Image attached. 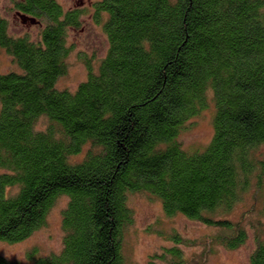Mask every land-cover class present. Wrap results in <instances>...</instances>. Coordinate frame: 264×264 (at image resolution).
<instances>
[{
  "label": "trees",
  "instance_id": "16d2710c",
  "mask_svg": "<svg viewBox=\"0 0 264 264\" xmlns=\"http://www.w3.org/2000/svg\"><path fill=\"white\" fill-rule=\"evenodd\" d=\"M93 6L95 19L104 18L108 48L96 70L84 60L87 77L73 91L56 81L67 69V32L79 26L81 12L56 0H14L22 23L42 26L35 38L10 33L0 13V51L16 66L0 72V241L29 237L66 196L61 250L33 249L26 258L125 264L127 198L142 192L168 215L219 228L215 240L237 248L247 233L223 213L264 174V0ZM210 101L209 143L185 150L179 133ZM256 244L249 264H264V238ZM158 261L188 264L177 246L148 264ZM0 264L22 263L0 255Z\"/></svg>",
  "mask_w": 264,
  "mask_h": 264
},
{
  "label": "rangeland",
  "instance_id": "374dc122",
  "mask_svg": "<svg viewBox=\"0 0 264 264\" xmlns=\"http://www.w3.org/2000/svg\"><path fill=\"white\" fill-rule=\"evenodd\" d=\"M56 1L64 10L77 9L81 12L79 26L67 32L66 43L70 47L66 57L67 69L56 81V87L73 91L87 77L84 60H89L96 70L106 54L108 43L102 25L104 18L95 19L93 4L96 0ZM0 13L8 22L9 32L14 35L27 34L35 38L41 31V25L21 22L14 8V0H0ZM15 68L11 56L1 50L0 72ZM213 113L214 107L210 101L205 109L189 119L178 136L185 150H202L209 143L213 135ZM46 125L47 119L44 117L36 123L40 129ZM260 152L264 155V147H261ZM82 156L83 153H80L72 158L80 160ZM253 183L233 207L223 213L225 218L239 221L247 233L245 242L233 249L215 240L219 228L192 220L181 213L168 215L155 196L142 192L129 194L127 205L132 218L123 230L124 263L148 264L151 258L165 248L177 246L188 264H249V256L258 238H264V174L259 185ZM66 202V196L58 197L49 209L44 224L26 239L12 243L0 241V255L22 264H32L26 254L33 249L40 255L59 252L63 238L61 214ZM164 261L168 263L169 260ZM165 262L158 261L159 264H167Z\"/></svg>",
  "mask_w": 264,
  "mask_h": 264
},
{
  "label": "water",
  "instance_id": "95a60500",
  "mask_svg": "<svg viewBox=\"0 0 264 264\" xmlns=\"http://www.w3.org/2000/svg\"><path fill=\"white\" fill-rule=\"evenodd\" d=\"M22 19L24 20L26 18L25 17H22ZM30 21H31V23H35V20L33 18Z\"/></svg>",
  "mask_w": 264,
  "mask_h": 264
}]
</instances>
